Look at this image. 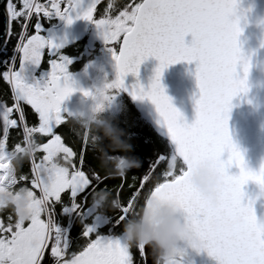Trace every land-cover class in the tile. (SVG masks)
<instances>
[{"label":"snow or ice","instance_id":"snow-or-ice-1","mask_svg":"<svg viewBox=\"0 0 264 264\" xmlns=\"http://www.w3.org/2000/svg\"><path fill=\"white\" fill-rule=\"evenodd\" d=\"M97 2L66 0L63 10L60 0L6 2L9 25L12 21L20 25L16 43L20 68L24 61L39 65L45 49L57 58L49 59L46 74L32 83L25 82L19 69L11 64L0 73L11 88L12 101L8 105L0 100V187L29 182L30 194L35 197L33 213L24 222L3 209L6 214L0 218V264H44L46 250L52 264H149L153 257L147 245H129L119 237L101 236L96 234L95 223L87 221L90 214L95 221L98 209L88 197L106 177L87 164L84 147L74 150L69 146L57 126L62 122L69 124L61 101L77 89L84 95L90 92L72 79L67 68L70 59L59 51L61 43L42 34L41 14L43 18L60 17L66 24L78 17L92 22L115 65L114 78L105 84V97L110 99L114 90L120 89L129 91L133 98L147 97L175 145L173 152L156 156L148 173L139 179L138 187H134L136 177L131 178L127 187L134 190L126 202L122 203L118 196L114 198L120 206L112 225L121 226L149 193L171 196L181 205L197 234L199 249H205L218 264H264V223L257 222L252 203L244 199L242 190L248 180L264 189V162L256 170L248 168L229 137L227 125L231 99L246 91L249 69L248 56L238 43V0H126L121 4L109 0L99 18L93 15ZM34 14V31L28 34ZM186 34H190L187 41ZM113 42L118 50L111 46ZM148 56L158 61L148 86L137 81L125 88V74L136 75L139 64ZM180 60L195 61L199 95L195 97V116L190 123L184 122L160 82L162 70ZM25 104L35 114V123H28L30 114L25 112ZM10 127L22 129V142H15L11 150L6 144ZM70 130L79 135L72 126ZM83 138L91 147L84 133ZM29 141L37 145L31 158L26 159L30 176L9 174V158ZM205 155L216 160L221 176L214 206L206 204L187 183L191 163ZM164 162L163 171L154 175L153 170ZM232 165L238 172L228 171ZM120 177L123 184L125 175ZM146 182L149 186L145 189ZM33 189H38L39 194ZM103 189L109 191L107 186ZM57 205L80 218L85 242L78 251H68L67 233L55 223Z\"/></svg>","mask_w":264,"mask_h":264},{"label":"clouds","instance_id":"clouds-1","mask_svg":"<svg viewBox=\"0 0 264 264\" xmlns=\"http://www.w3.org/2000/svg\"><path fill=\"white\" fill-rule=\"evenodd\" d=\"M248 61L250 69L253 62H250L249 56ZM255 63L264 73V58ZM249 69L246 76V91L249 88ZM109 81L104 80L101 86H93L91 89L81 87L90 92L89 95H84L81 92L91 102L87 111L82 109L65 110L70 126L82 130L91 148L98 153L99 167L110 176H124L128 169L139 167L140 162L129 154L131 144L124 130L114 124L111 118L100 115L108 107L115 94L113 92L110 99L105 97V92L108 91L105 89V84ZM228 134L233 145L240 150L233 141L229 129ZM36 149L37 145L29 141L16 150L9 158L7 172L14 175L23 161L30 159ZM242 157L244 164L248 167L243 154ZM254 182L257 184L256 181ZM187 183L206 204L214 206L221 183L216 160L207 155L193 160L188 169ZM34 199L35 197L30 194L27 186L5 184L0 187V210H10L15 219L21 222L26 221L32 215ZM90 199L92 204L100 210L117 209L120 206L119 202L111 197L110 192L103 188L94 191ZM252 212L256 217L253 206ZM257 222L264 223V216L257 219ZM121 235L129 245H147L153 254L154 264H185L183 256L186 249L198 251L200 248V240L191 223L186 219L181 205L174 197L156 193L146 195L144 202L124 220L121 225Z\"/></svg>","mask_w":264,"mask_h":264},{"label":"water","instance_id":"water-1","mask_svg":"<svg viewBox=\"0 0 264 264\" xmlns=\"http://www.w3.org/2000/svg\"><path fill=\"white\" fill-rule=\"evenodd\" d=\"M6 2L7 0H0V51L9 33ZM236 12L242 29L238 36V43L243 53L250 57V62L253 64L248 74V90L237 93L231 99L227 125L229 133L241 150L248 167L256 170L264 162V73L255 63L264 58V43H262L264 41V0H238ZM189 39L190 34H186L185 40ZM157 63L158 61L153 56L143 59L138 66L136 75L127 73L123 77L125 88H129L137 81L146 88ZM39 66L40 64L33 65L30 61H24L23 68H20L19 60L17 69L24 80L33 81L37 78L36 71ZM194 72L195 61L180 60L167 65L160 76L165 93L182 114L186 123H190L194 119L195 97L199 95ZM124 91L157 134L169 141L174 150L175 145L167 136L162 118L159 117L151 101L147 97L133 98L129 91L125 89ZM228 171L235 173L238 172V169L232 165ZM242 190L244 199L251 201L255 215L257 219H260L264 216V189L249 180L242 185ZM183 260L190 264H218L215 257L209 255L203 248L198 251L186 249ZM149 264H154L153 257L149 258Z\"/></svg>","mask_w":264,"mask_h":264},{"label":"trees","instance_id":"trees-1","mask_svg":"<svg viewBox=\"0 0 264 264\" xmlns=\"http://www.w3.org/2000/svg\"><path fill=\"white\" fill-rule=\"evenodd\" d=\"M125 1L126 0H114V3L121 4V3H124ZM108 2L109 0H99L97 2L94 8L95 17H98L99 14L101 15V13L103 12V9L108 6ZM17 7H19V3H17ZM110 14L114 15L115 12H112ZM34 23H35L34 20L30 21L28 25V29H27L28 34H31L34 31V27H33ZM42 23L48 25L52 22L48 20H42L41 24ZM19 31H20V25H18L16 21H12L10 24L7 40L3 48L0 51V73L7 70V66L9 65L11 61V58L16 48V43L19 39ZM86 38H87L86 36L81 37L79 40H76L73 43L66 46L60 52L62 53L64 50L78 44V42H80L81 44L85 43ZM18 54L16 57L17 59H15L14 61L15 69H17V66H18V60H19ZM127 98H128V101L125 104L124 111L121 114H116V115H112L108 117V118H111L112 122L116 124L119 128L123 129L124 132L127 134V137L129 138V142L131 144V150L129 154L136 157L140 162L139 167L128 169V172L125 174V177L123 178L124 179L123 184L121 183L120 176H110L107 174V172L104 169L99 167L98 153L84 141L82 130H78L79 135H76L74 130H70V125L68 123H65L63 125L64 129L59 130V132L64 137L65 141L69 143V146H72L70 142L77 141V143H75L76 147L72 146L74 150H79V148L83 146L85 149V160L87 164L93 167L95 170H97L99 174L106 177L103 184L97 185V189L107 186L111 197L116 198L118 196L121 199L122 203L126 202V200L130 198V193L131 191L134 190V188L129 189L127 187L128 183H132L131 178L133 176L136 177V183L134 187H138L139 179L143 175L148 173L149 166L150 164L155 162L156 156L160 154L161 152H164L165 154L173 152V147L170 144V142L165 140L164 138H162L161 136L157 134V132L150 125V123L143 117V115L136 108L135 104L131 101V99L128 96ZM0 100H3L8 105L12 103L11 88L8 85V83L3 80L2 76H0ZM24 108H25V112L30 114L28 118V123L29 124L35 123L36 121L35 119H33L35 114L31 110L30 106L25 104ZM15 142H22V129L18 127L17 128L10 127L9 136L6 141V144L9 150H11ZM105 143H107V141H105ZM165 167H166V162L160 165L157 169H154L153 174L155 175L158 172L163 171ZM17 173L18 174L26 173L30 176V165L27 160L23 161L22 165L18 168ZM24 183L26 182H19L17 186H20ZM148 186L149 184L148 182H146L144 186L145 189ZM117 188L120 189L119 192L116 191ZM33 191L37 195L39 194L38 189H33ZM141 195H143V193ZM78 199H79V196H78ZM118 211L119 210L117 209H110V211L106 212V216L114 217V214H118ZM99 213H101L100 210H99ZM55 214H56V221L62 227L70 224L72 220V216L74 215L70 212L62 211L60 205L56 206ZM133 250H134V256H135L136 251L135 249Z\"/></svg>","mask_w":264,"mask_h":264},{"label":"flooded vegetation","instance_id":"flooded-vegetation-1","mask_svg":"<svg viewBox=\"0 0 264 264\" xmlns=\"http://www.w3.org/2000/svg\"><path fill=\"white\" fill-rule=\"evenodd\" d=\"M93 31L90 30L87 34L84 35L87 37L85 43L81 44L80 42H78V44L64 50L62 54L67 56L70 59V63L67 65V68H68L69 73L71 74L72 79L76 81L77 83L78 81H84L85 79H87L84 76L85 71L89 70V66H92L91 64L92 60H97L96 61L97 67L93 68L94 71L92 73L93 74L96 73L95 77L98 80L96 81L98 82V84H95V86L99 87L101 86L102 81L111 80L114 78V75H113L114 73L112 70L115 71V65L112 59L111 52L106 47L103 38L95 37L93 34ZM42 34L46 36V34L43 31H42ZM79 39L80 38H78L77 40ZM74 41L69 42L66 45L62 46L61 48H59V51L63 50L66 46L73 43ZM111 46L114 48H117L118 50V45L115 42H113ZM56 58L57 56L55 53L49 54L47 49L44 50L42 61L36 71V75H37L36 79H39L42 74H46L47 69L49 67L48 60L56 59ZM98 70H102L103 74L97 73ZM25 82L32 83L33 81L25 80ZM91 88H92V82L90 80L89 89ZM114 93H118L119 96L124 97V101L126 102L128 101V98H127L128 95L126 94L124 89L114 90ZM68 96H69L68 98L63 99L64 101H61V108L67 109L69 111H75L80 108H83L84 102H88L90 100L84 97L82 93L79 91V89L70 93ZM33 119H35L36 121L35 115ZM65 123L67 122H62L60 126H57V130L59 131L61 129H64L63 125ZM70 143L72 144V146L76 147L75 143H77V141H73ZM90 198L91 196L88 197L89 200ZM85 206H87V201L85 202ZM99 210L100 209L95 210V213H96L95 221L92 220L91 214L87 218V221L89 223H93V222L95 223L96 234H99L101 236H106V235L114 236V237H119L120 239H123L121 235V226L119 227L113 226L111 221L112 219H114V217L106 216V212L110 211V209L105 208L103 210H100L101 213H99ZM63 230H65L67 233L68 248H69L68 251L74 252V251L80 250V246L83 245V243L85 242L84 238L81 235L82 224H81L80 218L76 215H73L71 223L68 224L66 227H63ZM44 264H52V257L48 254L47 250L45 253V257H44ZM185 264H189V263L185 262Z\"/></svg>","mask_w":264,"mask_h":264},{"label":"rangeland","instance_id":"rangeland-1","mask_svg":"<svg viewBox=\"0 0 264 264\" xmlns=\"http://www.w3.org/2000/svg\"><path fill=\"white\" fill-rule=\"evenodd\" d=\"M82 2L84 4L87 3V0H82ZM126 2V1H125ZM95 13V10L93 11V15ZM100 17V14L97 18ZM90 30H94L93 34L95 37H102L99 32L98 29L96 28V26L90 22L89 20H86L82 17H78L76 19H73V21L71 23L66 24L65 21L63 19H61V23L60 24H53L50 23L48 25L42 23V31L46 34L47 37H51L55 42H60L61 43V47L66 45L69 42H72L74 40H77L78 38H81L82 36H84L85 34H87ZM60 47V48H61ZM97 60H92V66H89V70L85 71L84 76L87 78L84 81H78V85L83 88H89V82L91 80L92 82V87L95 86V84H98L97 78L95 77V74H93L92 72L94 71L93 68L97 67ZM12 61H10L9 64H11ZM14 67V64H13ZM113 71V75H115V71ZM97 73L101 74L102 70H98ZM103 74V73H102ZM81 92V91H80ZM69 96H66L65 98H68ZM64 101V100H62ZM90 100L88 102H84L83 104V108H80L82 110L87 111L90 107ZM69 104V102H68ZM126 101H124V97L119 96L118 93H115L113 95V98H111V101L108 105V107L102 112L100 113V115L104 116V117H109L112 115H116V114H121L124 111V107H125ZM70 106V105H69ZM15 118V115H14ZM174 151V150H173ZM23 186H27V187H31L30 183H24L22 184ZM10 211V210H8ZM6 212L5 210H0V218H3L5 216ZM55 223L57 224V226L61 229H63L62 226H60V224L56 221V214H55ZM66 227V226H64ZM134 253V250H133Z\"/></svg>","mask_w":264,"mask_h":264},{"label":"built area","instance_id":"built-area-1","mask_svg":"<svg viewBox=\"0 0 264 264\" xmlns=\"http://www.w3.org/2000/svg\"><path fill=\"white\" fill-rule=\"evenodd\" d=\"M39 2H40V3H43L44 0H39ZM65 2H66V0H60V4H61V9H62V10H63V4H64ZM49 3H51V0H49ZM61 19H62V18H60V17H56V16H50V17H47V18H43L42 14H41V22H42V20H48V21H51L52 23L60 24V23H61ZM31 20H34V21H35V14L30 18V21H31ZM19 39H20V37H19ZM19 39H18V40H19ZM18 53H19V50H18L17 48H15L14 54H13V56H12V58H11V61H12L11 65H12V66H13V64H14V61H15V59H16ZM19 54H20V53H19Z\"/></svg>","mask_w":264,"mask_h":264},{"label":"bare ground","instance_id":"bare-ground-1","mask_svg":"<svg viewBox=\"0 0 264 264\" xmlns=\"http://www.w3.org/2000/svg\"><path fill=\"white\" fill-rule=\"evenodd\" d=\"M54 24V23H53ZM9 28H10V25H9ZM19 55V54H18ZM17 59V58H16ZM137 108V107H136ZM166 140V139H165ZM171 144V143H170Z\"/></svg>","mask_w":264,"mask_h":264},{"label":"crops","instance_id":"crops-1","mask_svg":"<svg viewBox=\"0 0 264 264\" xmlns=\"http://www.w3.org/2000/svg\"><path fill=\"white\" fill-rule=\"evenodd\" d=\"M99 1V0H98Z\"/></svg>","mask_w":264,"mask_h":264}]
</instances>
